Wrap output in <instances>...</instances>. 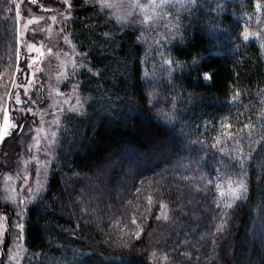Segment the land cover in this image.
<instances>
[{"label": "trees", "instance_id": "16d2710c", "mask_svg": "<svg viewBox=\"0 0 264 264\" xmlns=\"http://www.w3.org/2000/svg\"><path fill=\"white\" fill-rule=\"evenodd\" d=\"M34 5L70 11L93 74L80 72L81 94L107 106L28 208L26 248L85 264H264V0L169 5L156 47L86 0ZM13 7L0 0V115L17 66Z\"/></svg>", "mask_w": 264, "mask_h": 264}, {"label": "rangeland", "instance_id": "374dc122", "mask_svg": "<svg viewBox=\"0 0 264 264\" xmlns=\"http://www.w3.org/2000/svg\"><path fill=\"white\" fill-rule=\"evenodd\" d=\"M86 1L121 26L135 29L139 42L156 47L161 37H168L156 28L162 22L160 15L167 6L188 0H166L162 7L158 6L162 0ZM13 2L17 66L0 115V264H55L58 259L67 263L56 264H85L70 255L52 261L54 257L50 260L42 251L30 252L24 243V218L45 195L51 174L77 152L82 128L107 105L102 98L81 94L80 72L89 68L67 29L70 11L38 8L34 0ZM261 29L254 22L253 30ZM254 31L246 28L244 35L252 38ZM235 187L236 195L239 187ZM61 209L73 218L69 203H62ZM61 250L69 252L66 247Z\"/></svg>", "mask_w": 264, "mask_h": 264}, {"label": "snow or ice", "instance_id": "6c2138e0", "mask_svg": "<svg viewBox=\"0 0 264 264\" xmlns=\"http://www.w3.org/2000/svg\"><path fill=\"white\" fill-rule=\"evenodd\" d=\"M165 2H166V0H162L161 4L158 5V6L162 7ZM245 39H247V36H245ZM5 121L6 122L8 121V116L7 115H5ZM53 135H55V134L53 133ZM0 139H3V135L2 134H0Z\"/></svg>", "mask_w": 264, "mask_h": 264}]
</instances>
